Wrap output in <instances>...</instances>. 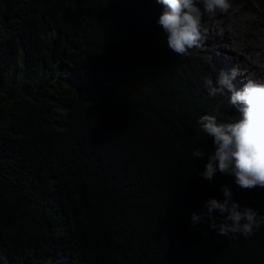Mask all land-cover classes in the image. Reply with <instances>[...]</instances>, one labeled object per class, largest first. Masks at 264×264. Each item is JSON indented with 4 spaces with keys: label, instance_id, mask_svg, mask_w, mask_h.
<instances>
[{
    "label": "trees",
    "instance_id": "1",
    "mask_svg": "<svg viewBox=\"0 0 264 264\" xmlns=\"http://www.w3.org/2000/svg\"><path fill=\"white\" fill-rule=\"evenodd\" d=\"M162 12L0 0V264H264V226L228 238L191 222L222 185L264 215V191L200 176L215 148L198 121L230 109L168 48Z\"/></svg>",
    "mask_w": 264,
    "mask_h": 264
},
{
    "label": "clouds",
    "instance_id": "2",
    "mask_svg": "<svg viewBox=\"0 0 264 264\" xmlns=\"http://www.w3.org/2000/svg\"><path fill=\"white\" fill-rule=\"evenodd\" d=\"M163 6L158 24L167 36L168 48L176 55L185 56L191 49L203 47L207 30L202 25L203 17L217 12L227 13L232 0H156ZM251 12V11H249ZM253 13V12H252ZM235 71H220L213 86L207 80L206 87L211 96L230 93L228 120L205 114L198 121L206 136L213 139L214 152L207 156L205 170L200 176L209 183L217 173L235 178L242 190L264 189V82L248 80L241 88L233 81ZM217 107H222L217 105ZM230 109L229 107H225ZM196 159L205 157L203 148L192 153ZM223 201L209 198L206 211L193 213L191 222L196 226L210 221L209 227L221 237L245 238L264 226V215L250 206H242L233 199L229 185H222ZM218 213V215H217Z\"/></svg>",
    "mask_w": 264,
    "mask_h": 264
},
{
    "label": "rangeland",
    "instance_id": "3",
    "mask_svg": "<svg viewBox=\"0 0 264 264\" xmlns=\"http://www.w3.org/2000/svg\"><path fill=\"white\" fill-rule=\"evenodd\" d=\"M249 6L250 5L248 4L247 0H232V8L229 11L237 12L239 15V16L237 15L238 18L241 16V19L243 21L236 22L235 15H234L233 20H228L229 18L227 15H228L229 11L227 13L217 12L214 15H207L206 14L202 19V25L207 31L211 30V25H209V24L216 22L215 24L221 23L222 26H220L219 28L227 26V30H229L231 33L233 32L232 35L236 36L235 39L239 40L242 43L241 47H243L244 51L242 50L241 54L240 53H237V54H238V56L241 55L244 58V60L246 61V63L244 65H240V62L236 59L237 55H234L231 58V55H233L236 52L234 50H230L227 48H224V51H227L229 53V55L224 54V56L226 55L224 61L222 63H219L218 56H213L211 53L209 54V51L210 50H216V48L221 51V50H223V48L221 46L214 47L213 45L206 48L207 43H205V42H208V39H206V38H205L203 47L191 49L189 51V54L185 55V60H186L187 66L191 70V72L194 74V76L196 77L205 97L212 99L213 105H216V106L219 105L222 107H229L230 110L232 111V113H233V111H236V109L232 108L231 105L229 104L230 93H227V91L225 90L224 94L217 93L216 96H211L209 94V91H208V88L206 87L205 82L207 80H212L213 86H218V85H215V80H216V77L218 76L220 71H226L227 72V70H228V72H229V70L230 71L234 70L235 74L236 73L241 74V73H243V71L247 72L249 70L247 68L248 65L252 61L254 62L256 60L255 54H261L262 51L264 52V48H263L264 47V40H263L264 39V11L261 12V11L257 10V12L252 13V12H249ZM219 13L221 14L222 17L224 16L223 17L224 21H222V22H221V19L219 17V15H220ZM206 25H209V26H206ZM238 27H239V29H238ZM207 28H209V29H207ZM257 39H259V41L260 42L262 41V42L259 44H253V41H256ZM211 40L213 41V39H211ZM247 42H248V44H247ZM260 44H261V46H259ZM255 47L257 49H255ZM256 50L259 52H257ZM204 53H206V56H207L206 58L203 56ZM248 58L250 61L248 60ZM260 61H258V62H260ZM258 62L255 61L256 67L253 68L251 71L249 70L251 72V74H250V77L248 80L257 79L259 81V80L264 79V76L262 74L263 73L262 70L257 68V66L260 65ZM263 62H264V59H263ZM236 65H237V67H236ZM17 67H15L14 70H16ZM14 70L11 71V73H14ZM235 81L237 82V85H236L237 88L242 87L244 84V81L242 80V76H238L237 74H236ZM238 82H240V84ZM263 191H264V189H263Z\"/></svg>",
    "mask_w": 264,
    "mask_h": 264
},
{
    "label": "bare ground",
    "instance_id": "4",
    "mask_svg": "<svg viewBox=\"0 0 264 264\" xmlns=\"http://www.w3.org/2000/svg\"><path fill=\"white\" fill-rule=\"evenodd\" d=\"M234 10V9H233ZM220 14V13H219ZM234 15H235V18H236V22H239V21H243L242 19H241V16L238 18V13L237 12H234V11H229V13H228V20H233L234 19ZM238 15V16H237ZM214 17V16H213ZM219 17H220V19H221V22L222 21H224V19H223V17L221 16V14L219 15ZM218 19V18H217ZM246 20V19H245ZM213 22V21H212ZM216 23V22H215ZM215 23H212V24H209V25H211V30H209V31H207L206 32V39H208V42H205V43H207V47L206 48H208V47H210L211 45H213L214 47H218V46H221L222 48H223V50H218L217 48H216V50H210L209 51V54L211 53L213 56H218V58H219V63H222L223 61H224V59H225V56L226 55H229V53L227 52V51H224V48H227V49H230V50H234L236 53H234L233 55H231V58H232V56H234V55H237V60L240 62V65H244L245 63H246V61L244 60V58L240 55V56H238V54L237 53H240L241 54V51L243 50V47H241V42L239 41V40H236L235 39V37L236 36H234V35H232V33L229 31V30H227V26L226 27H222V28H219L220 26H222L221 25V23H218V24H215ZM232 23V22H231ZM209 25H206V26H209ZM231 25V24H230ZM237 25V24H236ZM242 25V24H241ZM229 27V26H228ZM237 27V26H236ZM235 28V27H234ZM207 29H209V28H207ZM230 29V28H229ZM238 29H239V27H238ZM232 31V30H231ZM240 32V31H239ZM243 32V31H242ZM237 33V32H236ZM259 33V32H258ZM235 34V33H234ZM245 34V33H244ZM231 36V37H230ZM255 37V36H254ZM261 37V36H260ZM250 38V37H249ZM211 39H213V41L211 40ZM252 40V39H251ZM264 40V39H263ZM262 42V41H261ZM260 41H259V39H257L256 41H253V44H259V43H261ZM216 43V44H215ZM246 43V42H245ZM247 44H248V42H247ZM252 44V45H253ZM259 46H261V44L259 45ZM254 47V46H253ZM263 47V46H262ZM264 48V47H263ZM255 49H257L256 47H255ZM259 49V48H258ZM262 50V49H261ZM244 51V50H243ZM257 51V50H256ZM208 52V51H207ZM250 52V51H249ZM255 52V51H254ZM257 52H259V51H257ZM224 54H226L225 56H224ZM203 56L206 58L207 56H206V53H204L203 54ZM255 56H256V60L255 61H260V62H258L260 65H258L257 66V68H259L260 70H262V74H263V76H264V62H263V59H264V52L262 51V53L261 54H255ZM236 57V56H235ZM230 58V57H229ZM246 58V57H245ZM254 58V57H253ZM247 59V58H246ZM248 60H249V58H248ZM253 60V59H252ZM250 61V60H249ZM255 61L253 62H249L250 64L248 65V69L251 71L253 68H255L256 66H255ZM237 62V61H236ZM248 63V62H247ZM257 64V63H256ZM234 65V64H233ZM236 67H237V65H236ZM239 67V66H238ZM247 71V72H244L243 71V73H236L238 76H242V80L244 81V83H246L247 81H248V79H249V77H250V74H251V72L250 71ZM238 71V70H237ZM227 72H228V70H227ZM231 71L229 70V73H230ZM261 75V74H260ZM261 78V77H260ZM256 81H258L257 79H255ZM258 82H264V79H262V80H259ZM233 83L235 84V85H237V82L234 80L233 81ZM239 84H240V82H238ZM239 88H241V87H238V89Z\"/></svg>",
    "mask_w": 264,
    "mask_h": 264
}]
</instances>
